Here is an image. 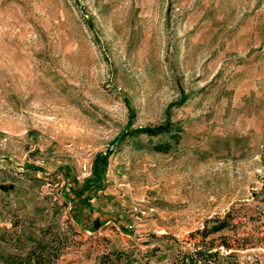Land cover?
Segmentation results:
<instances>
[{
    "label": "rangeland",
    "instance_id": "1",
    "mask_svg": "<svg viewBox=\"0 0 264 264\" xmlns=\"http://www.w3.org/2000/svg\"><path fill=\"white\" fill-rule=\"evenodd\" d=\"M201 240L264 264V0H0V264Z\"/></svg>",
    "mask_w": 264,
    "mask_h": 264
},
{
    "label": "trees",
    "instance_id": "2",
    "mask_svg": "<svg viewBox=\"0 0 264 264\" xmlns=\"http://www.w3.org/2000/svg\"><path fill=\"white\" fill-rule=\"evenodd\" d=\"M171 127H172L171 124L166 125L165 130L169 131ZM160 128H162L161 130L164 131V126ZM140 130L146 131L149 134H155L153 129H140ZM107 154L99 155L96 157V159L99 162L96 164V168L94 169L95 173L101 172L104 170V165L107 160ZM100 164L102 166L101 171H98L97 168H99ZM209 221L213 223L210 228H208L207 226H204L203 229L196 230V232L201 234L202 237H205L209 233L218 232L227 226L225 217L222 219L214 218V219H210ZM99 225H101V222L97 218L94 219L93 226H92L93 229H95L96 226H99ZM207 244L208 242L206 243L204 240H201L200 247H198L199 245L194 244L193 247L189 250H182V251L177 252L172 264H234V262L232 261L235 256L233 251H230L227 254H223L219 248H216V249L214 248V246L212 245V242H210L209 245ZM226 246L229 247L228 245ZM29 260L30 259H27L24 264H29L28 262ZM6 264H10V261H8Z\"/></svg>",
    "mask_w": 264,
    "mask_h": 264
},
{
    "label": "built area",
    "instance_id": "3",
    "mask_svg": "<svg viewBox=\"0 0 264 264\" xmlns=\"http://www.w3.org/2000/svg\"><path fill=\"white\" fill-rule=\"evenodd\" d=\"M129 227H131V225H129Z\"/></svg>",
    "mask_w": 264,
    "mask_h": 264
}]
</instances>
